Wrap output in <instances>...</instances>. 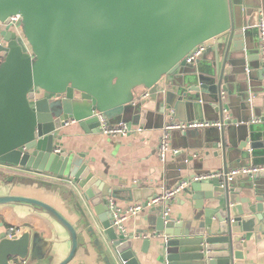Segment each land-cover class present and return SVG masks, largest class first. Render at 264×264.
Returning <instances> with one entry per match:
<instances>
[{
    "label": "water",
    "instance_id": "1",
    "mask_svg": "<svg viewBox=\"0 0 264 264\" xmlns=\"http://www.w3.org/2000/svg\"><path fill=\"white\" fill-rule=\"evenodd\" d=\"M237 1L0 0V166L12 168L0 174L13 190L0 194V206L38 208L67 233L69 252L57 264H70L88 243L104 264H239L251 243L264 245V183L252 181L264 172L191 182L183 192L194 203L184 202L177 217L166 214L164 205L153 206L143 217L146 228L120 233L111 199L137 201V187L99 183L83 153L57 145L70 122L100 132L98 113L134 128L151 117L162 120V127L171 119L207 120L220 125L179 131L184 146L171 145L168 154L180 176L165 190L190 168L199 170L192 178L214 169L264 165L257 161L264 154V116L258 109L263 105L235 97L233 88L236 78H253L252 60L237 43L252 30ZM249 3V10L263 14L264 0ZM13 16H18L14 25ZM200 44L207 50L187 63L185 57ZM254 70L264 81L262 61ZM167 76L177 90L162 94L158 86ZM138 88L147 90L143 99ZM147 103L151 107L145 108ZM253 110L261 122L258 139ZM196 157L200 166L193 163ZM28 170L37 173V183L60 187L53 181L64 180L61 187L85 232L53 205L15 193L21 184L14 181ZM45 244L38 232L13 237L2 232L0 264L42 259Z\"/></svg>",
    "mask_w": 264,
    "mask_h": 264
},
{
    "label": "crops",
    "instance_id": "2",
    "mask_svg": "<svg viewBox=\"0 0 264 264\" xmlns=\"http://www.w3.org/2000/svg\"><path fill=\"white\" fill-rule=\"evenodd\" d=\"M249 2L250 0L237 1V5L243 6L244 10H246L244 18L246 28L252 30L251 34L242 35L237 43L242 46L243 50L248 53L247 57H250L252 60L250 65L253 70L251 74L249 71L247 73L253 77V80L247 79V76H241L240 79H235L233 88L235 97L239 99L240 97H245L246 100L250 99V102L254 105H263L258 109H260L261 116H264V81L259 77V70H254L261 64L256 24L259 18L264 17V10L263 14L249 10ZM171 79V76H167L160 82L158 87L162 94L165 92L166 88L173 91L177 90V86L171 85ZM137 93L143 99V97H145L144 95L147 94V90L138 88ZM148 105L149 103L145 105V108L151 107ZM253 113L251 123H253L255 127L261 126L260 119L255 118L256 114L254 110ZM155 123H157L158 126H155ZM162 132V120L156 121L154 117L147 120L144 126H136L133 132L128 135L116 137L105 135L101 131L86 132L78 123L70 122L60 131L62 136L57 141V145L58 149L64 148L66 150H72L75 153H83L85 155V161L91 167L99 183H107L118 189H130L133 188V186L137 187L134 189L139 199L137 201L111 199V203H113L114 207L126 211L134 205L142 203L145 198H148L149 201L161 195L167 185H171L180 176L174 168L175 166L171 164L175 160L172 154H168L166 161H162L159 157L158 148ZM261 132L262 130H260V127L255 130L257 139ZM236 143L239 142L237 141ZM171 145L173 147H183V133L176 130L173 131ZM238 156L239 152L236 151L235 157ZM247 161L248 160H243L241 163L246 164L248 163ZM257 161H260V163L264 162V154L262 152L257 157ZM193 163L195 166H200L199 157H196ZM209 164L219 165V162L218 160L213 162L211 160ZM235 165L239 164L235 163ZM196 171L199 170L191 168L184 170L181 177H190ZM26 172L27 176H23L25 179L19 177L14 181L15 183L18 182L21 184V187L16 189L15 193L36 197L53 205L65 217L72 221V223L78 226L80 232H85L82 227L81 217L78 210L75 208L74 202L71 200L67 201L69 196L63 191L65 188L61 187L65 184L64 180L56 178L55 181H53L59 182L60 187L40 182L37 183L33 180V177H35L34 174L37 173L32 170ZM2 177L3 176L0 174V194L13 192V190H9L11 184L3 183ZM257 178L258 179H252V181L255 182V180H258V183H264L263 175H258ZM72 184L74 183L72 182ZM184 202H188L186 204L190 202L194 203V201H191V196H187L186 193L182 192L172 199L168 205L156 203L150 207L148 206L145 212L143 211L136 214L129 213L125 220L126 233H135L137 230L147 227L143 217L151 207L164 205L165 209L168 208L169 214L177 217V215L184 210ZM82 204L87 211H91L90 205L85 199ZM10 227H19L22 229V233L27 230L32 233L38 232L45 242L48 243L47 246L45 244V246L42 247L40 254L41 256L43 255L42 259L29 258L27 261H18L17 258H13V260H17V264H57L69 252L70 240L67 233L38 208L18 204L0 206V234L6 232ZM141 246L142 241L137 244L138 250H140ZM70 264L104 263L101 261V256L97 252L96 247L88 243L80 247L76 258ZM239 264H264V245L261 244L257 246L251 243L248 247L246 258Z\"/></svg>",
    "mask_w": 264,
    "mask_h": 264
},
{
    "label": "built area",
    "instance_id": "3",
    "mask_svg": "<svg viewBox=\"0 0 264 264\" xmlns=\"http://www.w3.org/2000/svg\"><path fill=\"white\" fill-rule=\"evenodd\" d=\"M18 20V16H13L11 19L12 25L16 23ZM3 26L0 23V27ZM257 27L259 29V49H260V57L263 63V77H264V17H261ZM207 45L200 44L196 46L186 57L187 63H193L197 60L200 55L207 50ZM99 123H100V130L103 134L116 137V136H125L129 133L133 132L135 129L129 123H119V124H112L110 123L109 119L103 114L98 113ZM220 123L216 121H191V122H183L178 121L175 119L167 120L163 126V132L160 138L158 154L162 161H165L167 155L171 147V137L173 131H186L188 129L194 128H207L213 126H219ZM177 152V150H174ZM264 172V165H247L243 167L231 168L227 172H224L222 169H214L207 172L195 174L192 178H182L179 180L174 186L170 189L165 190L161 195L152 198L145 203L136 204L133 207L129 208L126 211H123L117 207H114L113 203L111 206L113 207L114 213V224L117 226V229L120 233H126L125 227V220L129 213L136 214L142 212L148 206H152L156 203H161L168 205V203L174 199L177 195L183 192V190L191 183V182H200V181H210L213 179H220L222 180L225 177L229 179H234L237 176H255L259 173ZM166 214H168V208H166ZM8 237H13L14 235H20L22 233V229L19 227H10L7 231ZM19 261V260H18ZM17 260H12V264H17Z\"/></svg>",
    "mask_w": 264,
    "mask_h": 264
},
{
    "label": "flooded vegetation",
    "instance_id": "4",
    "mask_svg": "<svg viewBox=\"0 0 264 264\" xmlns=\"http://www.w3.org/2000/svg\"><path fill=\"white\" fill-rule=\"evenodd\" d=\"M8 167H9V168H6V167L4 168V167H1V166H0V169H9V170L12 169L10 166H8ZM23 173H24L25 175H27V172H24V171H23ZM28 174H29V173H28ZM1 176H2V175H1ZM23 178L25 179V177H23Z\"/></svg>",
    "mask_w": 264,
    "mask_h": 264
}]
</instances>
